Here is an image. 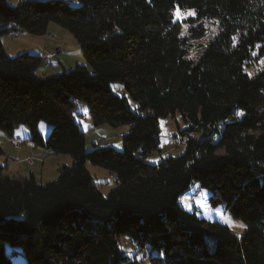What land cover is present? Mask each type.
Masks as SVG:
<instances>
[{"label":"trees","instance_id":"obj_1","mask_svg":"<svg viewBox=\"0 0 264 264\" xmlns=\"http://www.w3.org/2000/svg\"><path fill=\"white\" fill-rule=\"evenodd\" d=\"M7 1L0 131L12 138L26 126L33 145L72 163L46 185L0 166V264H132L122 237L152 264H264V0ZM176 12L192 14L185 36ZM50 23L73 36L84 65L38 75L45 54L6 55L3 36L41 37ZM208 36L192 58L193 42ZM79 106L93 128L126 127L122 149L88 150ZM176 116L184 152L149 163L161 151L159 120ZM40 123L51 127L46 139ZM86 164L116 178L107 197ZM193 184L245 226L241 235L180 206Z\"/></svg>","mask_w":264,"mask_h":264},{"label":"rangeland","instance_id":"obj_2","mask_svg":"<svg viewBox=\"0 0 264 264\" xmlns=\"http://www.w3.org/2000/svg\"><path fill=\"white\" fill-rule=\"evenodd\" d=\"M18 1L8 0L10 7H15ZM36 2H45L48 0H31ZM67 4L77 6L76 0H61ZM191 13L176 12L174 20L182 23V35L185 36L188 30L186 21ZM214 32L213 28H210ZM193 42L194 47L191 50V57L196 59L202 48L199 45H205L206 40ZM1 44L9 58H14L17 55L26 53L30 55L43 56L45 54L52 59L53 67H44L43 62L38 75H55L62 71L74 69L77 65H84L85 61L82 58L80 48L75 42L73 36L62 27L50 23L47 28V33L44 36L37 37L21 33L16 37L8 34L1 38ZM37 53V54H36ZM45 68V69H44ZM111 91L118 96H125L126 93L123 87L119 84L110 85ZM130 102V101H129ZM133 102H130V107L133 109ZM74 122L79 125L80 131L85 135L86 148L93 149V145L97 147H113L122 149V135L127 131L126 127L111 128L108 125H102L98 128H93L90 121L88 110L86 107H78L73 115ZM186 125L181 121L179 116L174 119L159 120L160 129V152H152L148 157L149 163H156L160 157H177L185 150L184 141L186 136H181L180 131L186 129ZM51 127L45 123H40L38 131L43 139H46L50 133ZM184 133V132H183ZM183 137V138H182ZM12 139H19L23 142L21 145L12 143ZM0 166H6L4 171L8 177H28L32 175L37 184L46 185L57 179V170L63 165L70 166L72 161L69 156H53L47 154L40 147H36L30 142V131L26 126H18L12 133V138L7 137L0 131ZM31 159L33 165L29 167L26 163ZM44 163V164H43ZM86 169L94 183L99 188L103 197L116 187V178L105 170L86 164ZM180 206L185 211H195L199 217L207 221H217L220 224L227 226L235 235H241L245 227L241 222L233 220L222 211L221 207L212 208L208 203L207 192L201 190L197 184H193L187 192L180 198ZM119 245L122 254L127 257L132 264H152L150 257L146 252H140L126 237L119 240ZM7 249V254H8ZM23 260V259H22ZM13 260L14 264H23V261Z\"/></svg>","mask_w":264,"mask_h":264},{"label":"built area","instance_id":"obj_3","mask_svg":"<svg viewBox=\"0 0 264 264\" xmlns=\"http://www.w3.org/2000/svg\"><path fill=\"white\" fill-rule=\"evenodd\" d=\"M43 61H44V63L46 64V66H48V67H52V66H51V59H50V57H48V56H44V57H43ZM12 143H14L15 145H21V144H23V142H22L21 140H19V139H12ZM26 163H27V165H28L29 167H31V166L33 165L31 159H28V160L26 161Z\"/></svg>","mask_w":264,"mask_h":264},{"label":"crops","instance_id":"obj_4","mask_svg":"<svg viewBox=\"0 0 264 264\" xmlns=\"http://www.w3.org/2000/svg\"><path fill=\"white\" fill-rule=\"evenodd\" d=\"M20 1H18V3H19ZM37 54V53H36ZM44 55V54H43ZM54 156V155H53ZM1 162V161H0ZM44 164V163H43ZM7 166V165H6Z\"/></svg>","mask_w":264,"mask_h":264},{"label":"snow or ice","instance_id":"obj_5","mask_svg":"<svg viewBox=\"0 0 264 264\" xmlns=\"http://www.w3.org/2000/svg\"><path fill=\"white\" fill-rule=\"evenodd\" d=\"M240 227H245L244 225H240Z\"/></svg>","mask_w":264,"mask_h":264}]
</instances>
